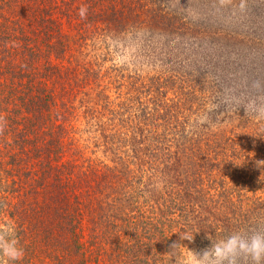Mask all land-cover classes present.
Wrapping results in <instances>:
<instances>
[{
	"label": "trees",
	"instance_id": "1",
	"mask_svg": "<svg viewBox=\"0 0 264 264\" xmlns=\"http://www.w3.org/2000/svg\"><path fill=\"white\" fill-rule=\"evenodd\" d=\"M216 5L0 0V233L15 264H188L173 243L200 253L208 236L264 231V119L245 115L241 86L264 72L242 64L239 34L208 27ZM125 46L130 66L106 68Z\"/></svg>",
	"mask_w": 264,
	"mask_h": 264
},
{
	"label": "rangeland",
	"instance_id": "2",
	"mask_svg": "<svg viewBox=\"0 0 264 264\" xmlns=\"http://www.w3.org/2000/svg\"><path fill=\"white\" fill-rule=\"evenodd\" d=\"M237 2L238 4L233 5V0H217L216 8L213 14H210L207 22L208 27L215 29L219 26L217 29L224 34L231 30L239 34L240 42L238 41L235 44L242 49L243 54L239 53L242 64L251 66L248 63V56L254 55L259 63L252 64L257 65V69L264 72V0H237ZM132 52L133 49L127 46L119 48L117 53L106 58L105 67L108 68L113 64L117 66L128 64L129 67ZM245 76L241 78V86H244L243 90L246 91L251 88L248 90L250 98L253 101L258 100V102L264 103V75L262 80L258 79L257 90L254 89V86L248 84V82L253 84L252 80L248 78L249 75ZM258 86L262 87L259 88ZM238 92L237 88L231 91L230 95L236 99Z\"/></svg>",
	"mask_w": 264,
	"mask_h": 264
},
{
	"label": "clouds",
	"instance_id": "3",
	"mask_svg": "<svg viewBox=\"0 0 264 264\" xmlns=\"http://www.w3.org/2000/svg\"><path fill=\"white\" fill-rule=\"evenodd\" d=\"M86 12L87 9L83 7L79 10L81 19L86 16ZM242 108L245 115L252 114L258 119H264V103L249 101ZM179 234L181 241L192 243L194 240V234L186 231ZM207 239L211 244L200 253L191 251L179 243H173L169 252L176 256L186 250L190 254L188 264H264V231L249 233L237 231L219 240L213 241L209 236ZM0 256L5 257L12 264L23 256L11 228L0 233Z\"/></svg>",
	"mask_w": 264,
	"mask_h": 264
}]
</instances>
